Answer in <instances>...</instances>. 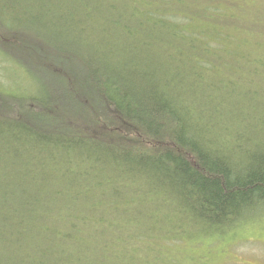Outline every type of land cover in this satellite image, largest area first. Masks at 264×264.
Returning <instances> with one entry per match:
<instances>
[{
    "label": "trees",
    "instance_id": "16d2710c",
    "mask_svg": "<svg viewBox=\"0 0 264 264\" xmlns=\"http://www.w3.org/2000/svg\"><path fill=\"white\" fill-rule=\"evenodd\" d=\"M31 2H0V41L26 59L38 40L56 70L26 67L34 93L0 84V264H171L179 242L261 215L264 0H58V23L11 18Z\"/></svg>",
    "mask_w": 264,
    "mask_h": 264
},
{
    "label": "rangeland",
    "instance_id": "374dc122",
    "mask_svg": "<svg viewBox=\"0 0 264 264\" xmlns=\"http://www.w3.org/2000/svg\"><path fill=\"white\" fill-rule=\"evenodd\" d=\"M2 1L9 0H0ZM30 1L33 6L30 11L24 8L26 5L19 3L20 7L11 13V18L24 20L26 23L27 21L40 23L42 20L58 23L63 19L64 14L59 10L58 0L53 2L48 0L47 4L45 0L43 2L42 0ZM249 1L258 2V0ZM42 5H47L46 12L43 11ZM49 6H52L54 10H51ZM11 37L19 38L18 36ZM28 40L33 42L36 52L34 56H27L26 59L24 54H20L17 50L18 42L15 39H7L10 46L0 41V84L12 93L35 92V84L30 78V73H26V67L34 72L39 67L38 65L44 64L46 68L56 70L57 56L54 51L38 43V40L35 41L32 37ZM39 60H42V63ZM19 100L21 98L8 103V108L22 107V101L19 102ZM26 105L31 106L30 103ZM260 214L248 222H242L235 229L223 235L214 234L209 237L179 242L175 246L177 249L170 251L167 258L171 264H264V211Z\"/></svg>",
    "mask_w": 264,
    "mask_h": 264
}]
</instances>
